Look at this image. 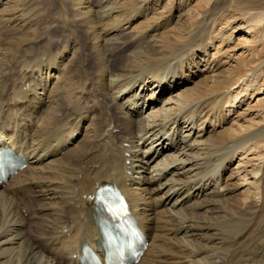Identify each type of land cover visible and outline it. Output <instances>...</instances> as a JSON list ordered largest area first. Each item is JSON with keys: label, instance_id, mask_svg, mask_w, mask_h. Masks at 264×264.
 <instances>
[{"label": "bare ground", "instance_id": "obj_1", "mask_svg": "<svg viewBox=\"0 0 264 264\" xmlns=\"http://www.w3.org/2000/svg\"><path fill=\"white\" fill-rule=\"evenodd\" d=\"M101 3L67 0L60 5L59 13H51L48 25L43 27V35L37 33L40 36L28 32H35V22L40 16V8L36 5L24 2L22 13L18 9L19 15H8L11 28L20 29L19 37L24 39L0 37L16 44V56L12 59L3 56L0 62V148H10L25 161L26 167L6 181H0V264H79L82 251L86 248L96 250L100 241L99 217L91 199L96 189L105 184L114 185L126 197L139 230L148 239V247L137 264H197L195 259L201 255L206 264H264V159L256 163L248 159L256 153V143L249 144L251 139L241 142L224 157L226 162L218 165L219 171H208L210 177L216 176V182L223 183L225 171L238 158L236 175L240 177L236 182L248 188L243 200L234 197L226 200L223 220L213 226L218 233L214 240L217 246L207 248L205 245L210 242L200 234L209 229L207 225L195 226L192 235L189 226L174 227L173 220L160 210L161 204L156 200L159 190L148 188L152 185L149 182L147 187H138L141 179L136 181L133 176V173L138 175L151 168L159 154L174 151L173 148L178 150L189 135L172 133L171 144L166 147L160 142L166 137L165 133L159 136L161 132L154 131V126L147 131L140 129L137 134L138 124L128 113L138 106V101L122 109L119 107L122 96H114L126 87L128 91L135 87L143 91L153 86L154 91L164 93L168 91L166 83L172 86L176 82L175 88L192 83L193 77L199 75L191 69H197L201 63L196 62L195 55H208L207 52L214 48L215 38L207 34L205 26L200 28L199 25L194 32L180 25L175 34L157 37L152 33L151 45L145 54L134 53V65L141 68L156 64L148 69L146 76L112 83L109 79L123 71L121 61L129 43L119 48L111 46L107 37L122 26L111 24L109 15L105 18L97 15L95 8ZM2 5L17 7L13 0H0ZM220 9L214 4L208 18L213 19ZM68 12L77 23L69 21L66 25L68 22H62L61 18L67 17ZM53 27L60 28L59 39L51 35ZM78 28L84 29L83 50L75 47L79 37L75 29ZM174 61L179 63L176 74L171 67ZM219 76L212 77L211 87L208 78L200 80L194 88L183 92L178 102L217 89L221 84ZM252 83H246L245 91L233 94L222 113H206L214 119L215 127L231 122L243 103L239 96L244 95L245 99L250 95ZM117 110L118 115L115 114ZM186 116L189 125L197 122L192 113ZM234 134L230 130L219 134L218 138L226 139ZM133 140L141 142L142 148H127ZM149 141L150 147L156 145L152 153L144 151ZM139 156L145 162L136 166L133 158ZM127 161L130 164L126 165ZM163 170L154 169L158 174H155L156 180L152 178L153 184L163 186L160 179L169 172L162 174ZM207 174L201 176L199 182ZM227 184L223 187L228 196L233 191ZM190 190L193 191L189 193ZM201 190L187 184L181 193L183 200L178 206L188 205L192 220L198 209L193 201ZM165 193L166 202L180 195V191L170 189ZM21 209H28V219ZM177 234L196 236L201 251L173 245L171 237ZM188 255L193 260H187Z\"/></svg>", "mask_w": 264, "mask_h": 264}, {"label": "rangeland", "instance_id": "obj_2", "mask_svg": "<svg viewBox=\"0 0 264 264\" xmlns=\"http://www.w3.org/2000/svg\"><path fill=\"white\" fill-rule=\"evenodd\" d=\"M80 1L83 2L85 0ZM92 1H102L100 6L95 8L97 15L104 18L109 15L111 16L109 21L111 24L115 25L118 23L122 26V29L111 33L107 37L110 40L111 46L119 48L118 46H125L126 43H129L125 57L121 61L123 71L118 73L119 76H112L109 79V82L112 83L120 80L128 82L140 75L146 76L148 69L156 64L153 63L141 68H136L134 65V53L145 54L147 47L151 45L149 41L152 33L157 37L166 33L175 34L180 29V25L188 26V31L194 32L196 26L199 25L200 28H204L205 26L207 34L209 33V35L215 38L213 50L211 49L207 52L208 55L206 56L208 57L205 56V58L203 56L205 53H197L195 55L196 62L201 63H199L197 69H191V72L198 73L199 75L198 78L193 77L192 83L179 88H175L174 84L176 82L172 86L166 83L165 90L168 89V91L164 93H159V90L154 91V87L149 86L143 91L138 87L128 91V87H126L114 94L117 98L122 96L119 101V107L122 109L129 107L132 101H138V106L131 108V111L128 113L138 124L136 133L140 129L147 131L154 126V131L161 132L159 136L165 133L166 137L160 142L166 147L171 144L169 138L172 133L178 134L179 132H183L185 136L189 135L186 141L180 144L178 150L173 148L174 151H165L162 153L163 155L159 154L156 160L152 162L151 168L145 171V173L138 175L133 173V176L136 178V181L141 179L138 187H147L146 183L149 182L152 185L148 188L153 189V191L159 190L156 200L161 204L160 210L165 211L168 217L173 220L174 227L189 226V234L192 235L194 234L195 226L207 225L209 229L206 232H200L201 238L210 242L205 245L207 248H214L217 246V242L214 240L218 233L213 226L223 220V213L226 211L225 206H227L226 200L232 197L237 200H243L246 197L248 187H240V181L236 182L238 177H240V175H236L239 163L238 158L225 171L224 179L225 181L227 180L226 182L224 181L225 183L216 182V176L210 177L209 172L211 170L217 171L218 165L226 162L224 157L228 153L233 151L241 142L250 139L248 143H256L257 147L255 149L256 153L249 156L248 159L252 158V163H256L259 159L260 161L264 159V0ZM13 2L17 3L15 5L17 7L13 8V5H9L8 8L5 5L0 6V31H6H1L3 34L0 32V35H2L0 37L7 38L8 36H14L19 40V38L24 39V37H19L21 30L19 29L18 31L11 28L9 22L11 17L22 13L24 2L31 3L33 6L36 5L38 9L40 8V16L35 22V32L28 30L29 34L32 32L30 35L40 36L38 34L43 35L44 28H46L53 15L51 13H56V11L59 13L60 5L66 4L67 0H13ZM216 3L221 9L213 19L208 18L210 10ZM116 11L118 12L117 14H115ZM11 14L14 15L12 16ZM8 15L11 17L9 18ZM61 20L65 23L68 22L66 25L69 24V21L77 23L69 12L67 17L65 16ZM152 30L157 31L153 32ZM83 31V28L75 29V32L79 36L77 37L75 47L82 48V50L84 49ZM51 33L56 40L60 38L61 30L58 27H53V29L51 28ZM9 41L10 39L6 41L0 39V62L3 56L8 55L11 59L16 56V44L13 45L11 44L12 41ZM123 43L125 44L123 45ZM177 63L174 61L171 64L175 74L178 73L179 63ZM215 75H220L219 80L221 84L217 89L203 95L194 96L186 102H178L183 92L194 88L195 84L202 79L208 78V86L211 87L212 77ZM251 81L253 83L252 90L248 92L250 95H247L249 97L246 96L244 99V95L243 97L239 96V98H242L243 103L237 109L238 115L235 114L229 124L220 128L215 127L212 121L214 119L209 118L206 113L212 111L217 114L218 112L219 114L222 113L226 102L231 101L236 93L245 91L246 83L248 85ZM6 90L7 93L9 87ZM220 104L224 105L219 107ZM149 105L150 107L148 108ZM136 109H139V112ZM94 111L93 109L92 112L94 113ZM199 112L201 113L199 114ZM191 113L194 115L193 120L197 117V122L195 121L193 126L189 125V120H187L186 116ZM115 114L118 115L119 110ZM109 118H111V114L108 115ZM230 130L235 132L232 137L226 139L218 138L219 134L230 132ZM114 132L116 133L117 130ZM212 136L213 138H210ZM209 138L213 139L214 142ZM136 141L133 140L130 146L127 145L126 147L138 146V148H142V143ZM149 143L150 141L145 145L144 151L151 150L150 152L152 153L156 145L150 147ZM133 160L136 166H140L145 162L140 156L138 158L134 157ZM128 164H130V161H127L126 165ZM175 166H179V169H174ZM157 167L164 169L163 173L160 172V174H165V172L169 171L165 177L161 178L162 180L160 179V183L163 186H160L158 183L153 184L152 178L156 180L157 176L155 174H158L154 172V169L156 170ZM206 173H208L207 176L199 182L201 176H204ZM187 184L193 185L194 189H203L198 196H195L193 201V204L198 207L193 220L190 216L188 205L183 204L182 207L178 206L183 200V194L181 193L185 191ZM226 184L233 191L228 196L225 192ZM169 189L180 191V195L178 194L170 202H166L164 194ZM192 191L190 190L189 193ZM21 210L24 218L28 219V209ZM171 238L173 245L177 244L189 250L201 251L199 250L200 246L196 243L198 239L196 236L191 237L177 234L174 238ZM187 258L189 261L193 260L190 255ZM195 260L197 264H206V259H204L203 255L197 257Z\"/></svg>", "mask_w": 264, "mask_h": 264}]
</instances>
